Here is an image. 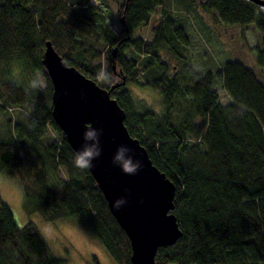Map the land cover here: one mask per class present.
I'll return each instance as SVG.
<instances>
[{"label": "trees", "instance_id": "obj_1", "mask_svg": "<svg viewBox=\"0 0 264 264\" xmlns=\"http://www.w3.org/2000/svg\"><path fill=\"white\" fill-rule=\"evenodd\" d=\"M97 1L0 0V168L21 186L24 210L80 223L120 264H132L129 237L89 168L74 166L75 150L53 117L43 64L51 41L69 65L111 90L130 134L177 186L173 212L183 236L159 248L156 263L264 264V82L237 60L195 69L185 28L162 9L166 0H114L119 31L107 25ZM187 1L224 25L252 26L255 64L264 69V6ZM159 8L151 40L135 35ZM101 69L106 75L98 78ZM38 73L46 85L33 90L29 82L40 84ZM215 82L228 103L220 102ZM132 84L157 92L160 109L136 98ZM93 262L100 264L96 256ZM67 263L52 254L35 223L17 224L0 194V264Z\"/></svg>", "mask_w": 264, "mask_h": 264}, {"label": "water", "instance_id": "obj_2", "mask_svg": "<svg viewBox=\"0 0 264 264\" xmlns=\"http://www.w3.org/2000/svg\"><path fill=\"white\" fill-rule=\"evenodd\" d=\"M250 1L264 6V0ZM116 51L115 48L114 56ZM43 64L53 85V117L73 149H79L84 143L86 129L102 130L99 136L101 154L92 161L93 167L89 170L111 213L129 237L132 264H157L159 248L174 245L183 236L173 212L176 184L153 163L146 148L130 134L125 125V111L111 97V90L101 87L76 66L69 65L51 41L46 42ZM118 145L131 148L129 155L142 163L136 174H125L112 163ZM120 197H125L127 203L117 209L113 204Z\"/></svg>", "mask_w": 264, "mask_h": 264}, {"label": "rangeland", "instance_id": "obj_3", "mask_svg": "<svg viewBox=\"0 0 264 264\" xmlns=\"http://www.w3.org/2000/svg\"><path fill=\"white\" fill-rule=\"evenodd\" d=\"M104 11L106 23L116 31L121 29V21L118 16V5L114 0L97 1ZM162 9L171 10L179 19L181 25L189 37V52L192 56L194 68L198 71L220 69L226 61H240L256 70L259 78L264 82V69L255 64L253 49L257 45V34L252 26L224 25L218 17L204 10L200 3H191L187 0H166ZM161 8L152 16V24L143 26L135 32L146 40H151L152 25L158 20ZM105 66L109 65L108 59H103ZM38 79L42 87L46 80L38 73ZM102 81L98 80L97 84ZM132 92L138 99H143L148 104L160 109L161 100L157 92L132 84ZM222 104L229 102V98L218 82L214 83ZM9 110V114L13 115ZM49 138L53 141L56 133L49 130ZM0 194L10 205L16 222L24 226L33 222L39 228L46 239L51 252L58 258L68 260L67 264H95L93 256H96L100 264H120L114 259L105 247L91 237L85 226L67 219H59L55 222L46 221L39 213H27L23 207V194L21 186L11 177L7 171L0 168Z\"/></svg>", "mask_w": 264, "mask_h": 264}, {"label": "clouds", "instance_id": "obj_4", "mask_svg": "<svg viewBox=\"0 0 264 264\" xmlns=\"http://www.w3.org/2000/svg\"><path fill=\"white\" fill-rule=\"evenodd\" d=\"M98 78L106 75L105 70L97 74ZM29 86L35 90L39 87H42L37 80H32L29 82ZM102 130L96 129H86L83 134L84 143L79 149L75 150L73 164L77 168L86 169L93 167L92 161L98 158L101 154V147L99 136ZM132 152V149L126 145H118L116 152L112 157V163L116 166H119L121 170L128 175H134L142 167V163L139 160H134L129 153ZM127 192L128 190L125 189ZM127 203L125 197H120L114 201L113 206L119 209Z\"/></svg>", "mask_w": 264, "mask_h": 264}, {"label": "bare ground", "instance_id": "obj_5", "mask_svg": "<svg viewBox=\"0 0 264 264\" xmlns=\"http://www.w3.org/2000/svg\"><path fill=\"white\" fill-rule=\"evenodd\" d=\"M183 231V230H182Z\"/></svg>", "mask_w": 264, "mask_h": 264}]
</instances>
